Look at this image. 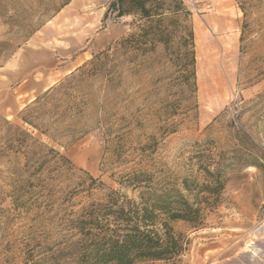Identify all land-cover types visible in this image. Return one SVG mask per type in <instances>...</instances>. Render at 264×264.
<instances>
[{"label":"rangeland","instance_id":"374dc122","mask_svg":"<svg viewBox=\"0 0 264 264\" xmlns=\"http://www.w3.org/2000/svg\"><path fill=\"white\" fill-rule=\"evenodd\" d=\"M113 1L0 0V264L69 259L84 208L110 191L138 198L120 184L128 174L194 189L218 167L225 187L205 225L173 224L188 241L177 264H264L246 249L264 251V0H159L182 18L166 22L168 46L146 51L121 43L144 22L117 18ZM96 55L102 73L78 78ZM47 92L32 115H48L45 135L21 117ZM17 128L44 146L20 145Z\"/></svg>","mask_w":264,"mask_h":264},{"label":"trees","instance_id":"16d2710c","mask_svg":"<svg viewBox=\"0 0 264 264\" xmlns=\"http://www.w3.org/2000/svg\"><path fill=\"white\" fill-rule=\"evenodd\" d=\"M182 2L179 3L181 7ZM109 10L117 18L136 16L144 22L139 27V34H131L121 43H128L137 39L136 47L146 51L156 44L170 43L167 32L169 27L166 22L179 23L182 16L180 10L172 8V18H167L166 11L159 0H115ZM188 39L183 45L189 49L187 67H191L194 75V36L191 29L187 32ZM101 55L94 56L93 60L79 68L78 78L98 77L103 69L98 68ZM72 76L71 79H75ZM47 92L44 97L36 99L35 109L31 115L21 117V121L33 127L42 134L48 135L50 126L44 125L42 119L48 115H32L41 111L49 99ZM41 121V122H38ZM24 145L29 140H34L26 131H21ZM35 145L43 147L39 140H34ZM28 147V146H27ZM30 147V146H29ZM54 157L59 153L53 149L48 151ZM65 160V158H62ZM67 161V160H66ZM208 183L191 188L188 180H184L181 189L174 185L156 184L153 176L146 173H133L126 175L122 182L123 187L139 190L137 199H130L119 191H110L102 202L92 203L84 208L80 216L73 222V230L79 237L71 249L69 259L52 253L48 259H43L34 264H138L145 261L167 262L177 264L187 250L188 241L183 234L174 230L173 224L187 223L193 229L205 225L206 210H213L218 205L225 187L226 176L223 169L216 168L209 172ZM95 182L93 178H90ZM104 186V184H100ZM197 191L193 194V191ZM183 191L188 195H184ZM206 193L207 196H200ZM193 194V195H192ZM200 197V198H199ZM201 199V200H200ZM204 204L205 206H201Z\"/></svg>","mask_w":264,"mask_h":264},{"label":"bare ground","instance_id":"6f19581e","mask_svg":"<svg viewBox=\"0 0 264 264\" xmlns=\"http://www.w3.org/2000/svg\"><path fill=\"white\" fill-rule=\"evenodd\" d=\"M246 249L248 250L247 252H249L251 254V258L252 259H250V260H253V259L257 258V257H260L264 253V251L260 247H258L255 242H250L247 245Z\"/></svg>","mask_w":264,"mask_h":264},{"label":"built area","instance_id":"2783aa9c","mask_svg":"<svg viewBox=\"0 0 264 264\" xmlns=\"http://www.w3.org/2000/svg\"><path fill=\"white\" fill-rule=\"evenodd\" d=\"M258 231L264 233V223L259 227Z\"/></svg>","mask_w":264,"mask_h":264},{"label":"crops","instance_id":"0c3cea01","mask_svg":"<svg viewBox=\"0 0 264 264\" xmlns=\"http://www.w3.org/2000/svg\"><path fill=\"white\" fill-rule=\"evenodd\" d=\"M78 66H76L74 69H76ZM74 69H72V70H69L67 73H70V72H72Z\"/></svg>","mask_w":264,"mask_h":264}]
</instances>
